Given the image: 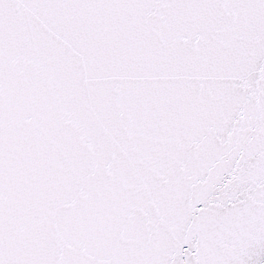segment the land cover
I'll use <instances>...</instances> for the list:
<instances>
[{"label": "snow or ice", "instance_id": "6c2138e0", "mask_svg": "<svg viewBox=\"0 0 264 264\" xmlns=\"http://www.w3.org/2000/svg\"><path fill=\"white\" fill-rule=\"evenodd\" d=\"M0 264H264V0H0Z\"/></svg>", "mask_w": 264, "mask_h": 264}]
</instances>
